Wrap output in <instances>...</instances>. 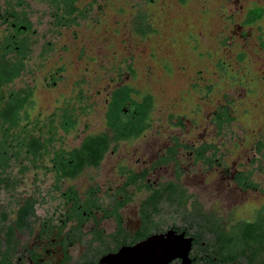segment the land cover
I'll list each match as a JSON object with an SVG mask.
<instances>
[{
  "label": "flooded vegetation",
  "instance_id": "1",
  "mask_svg": "<svg viewBox=\"0 0 264 264\" xmlns=\"http://www.w3.org/2000/svg\"><path fill=\"white\" fill-rule=\"evenodd\" d=\"M69 3L0 0V264H126L117 259L123 249L168 232L188 246L168 264H264V174L257 152L242 169L227 166L220 149L213 158L214 142L183 140L178 129L186 125L179 127L178 117L167 139L129 150L151 127L136 140H116L106 123L91 131L84 118L95 105L86 104L84 78L73 97L49 106L42 101L39 87L55 90L67 70L50 66L55 45L42 39L86 16L63 24L54 7ZM35 5L48 7L54 29H38ZM7 44L14 46L8 52ZM111 80L116 85L105 106L119 86L117 74ZM102 136L109 147L96 164L101 150L88 149L87 141ZM197 166L219 173V189L201 188Z\"/></svg>",
  "mask_w": 264,
  "mask_h": 264
},
{
  "label": "rangeland",
  "instance_id": "2",
  "mask_svg": "<svg viewBox=\"0 0 264 264\" xmlns=\"http://www.w3.org/2000/svg\"><path fill=\"white\" fill-rule=\"evenodd\" d=\"M256 6L264 8V0H79L77 7L87 8L85 18L59 29L61 35L54 33L42 39L54 43L55 52L48 62L50 66H66L65 82L55 90L39 87L37 93L45 105H55L63 97L77 94L75 83L84 78L86 85L81 89L89 96L86 104L95 105L84 120L91 131L104 130L105 99L116 85L111 79L116 77L118 67H125V59L131 58L136 77L132 81L127 73L124 82L151 93L155 109L150 130L129 150L141 152L148 141H164L176 132L171 116L182 117L186 128L178 129V134L183 140L214 142L219 145L223 163H235L242 169L240 166L245 167L256 155L255 146L264 136V50L259 41L260 36L264 38V18L251 29L239 28L248 9ZM31 9L32 20L41 32L54 29L48 7L35 5ZM139 12L148 14L156 34L141 36L135 32L133 24ZM246 30L249 35L244 37ZM225 38L229 46L222 44ZM240 52L246 55V61L239 65ZM219 58L231 62L235 69L228 68L220 81L214 69ZM37 61L34 54L35 67ZM37 79L41 84L40 74ZM240 79L253 92L247 94L241 86L227 87ZM210 83L216 85L209 96L192 88L193 84L203 87ZM226 94L234 102L237 122L231 135L219 137L210 118ZM107 158L105 164L110 161ZM255 158L260 161L258 173L264 174V152L263 157ZM196 170L197 180L206 184L200 185L203 190L219 189L218 172L204 166ZM186 212L180 210L184 218ZM173 220L172 215L167 222Z\"/></svg>",
  "mask_w": 264,
  "mask_h": 264
},
{
  "label": "trees",
  "instance_id": "3",
  "mask_svg": "<svg viewBox=\"0 0 264 264\" xmlns=\"http://www.w3.org/2000/svg\"><path fill=\"white\" fill-rule=\"evenodd\" d=\"M77 0H70V3L65 7H54L57 17H59L61 22L66 25H72L76 23L78 16H85L84 9L80 10L75 6ZM152 2V0H148ZM182 3L185 0H180ZM264 18V8L263 7H253L248 9L246 14L242 19V25L246 28L257 26V24ZM134 30L137 34L141 36H148L156 34L155 28L151 26L148 21V14L146 12H139L136 15L134 21ZM259 31H262L261 27H257ZM228 38H225L222 42L223 45L229 46L227 43ZM260 46L264 50V38L263 35L259 37ZM7 52L14 46L7 44ZM246 61V55L243 52L237 55V64H243ZM125 67H118L116 69V74L118 78L119 86L111 92V97L106 105L105 112V123L110 132L114 133L116 140H136L139 138L143 132L152 126V114L155 109L154 97L149 92H140L135 89L130 82H124L125 74L133 79L136 77L135 69L133 66V61L131 58L125 59ZM231 69L235 72L232 63L226 61L225 59L219 58L215 63L214 69L218 75V79H222L227 74V69ZM237 72V71H236ZM238 73V72H237ZM214 83H210L201 87L199 84H193V90L197 92L205 91L206 96L212 94L215 90ZM235 86L244 87L248 92H253L247 88L246 83L241 79L235 83L227 86L228 88H234ZM227 89V88H226ZM234 102L229 98V95L223 96V102L219 104L214 112L212 113L211 122L217 129V134L219 137L227 136L232 134V128L236 124V117L234 113ZM197 114L199 111L195 110ZM172 119L175 117L171 116ZM171 119V120H172ZM182 117H178V126H183ZM172 125H175L172 123ZM92 144L93 148H100L101 155L96 161L99 164L103 155L109 147V140L106 136L102 138H92L87 141V147ZM214 155L213 158H219V148L216 145L213 146ZM258 155L263 157L264 152V136L260 137L259 142L255 146ZM213 161V160H212ZM253 171L249 172L252 173Z\"/></svg>",
  "mask_w": 264,
  "mask_h": 264
},
{
  "label": "water",
  "instance_id": "4",
  "mask_svg": "<svg viewBox=\"0 0 264 264\" xmlns=\"http://www.w3.org/2000/svg\"><path fill=\"white\" fill-rule=\"evenodd\" d=\"M180 238L182 236H174L173 232L153 236L138 246L123 249L117 259L126 264H168L172 258L181 255L185 247L188 248L179 242Z\"/></svg>",
  "mask_w": 264,
  "mask_h": 264
}]
</instances>
